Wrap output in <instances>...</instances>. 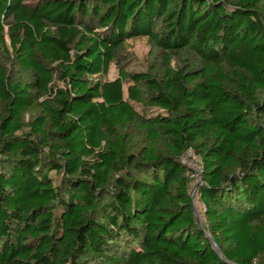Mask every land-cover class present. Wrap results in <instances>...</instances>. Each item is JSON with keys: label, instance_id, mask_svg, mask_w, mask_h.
<instances>
[{"label": "trees", "instance_id": "obj_1", "mask_svg": "<svg viewBox=\"0 0 264 264\" xmlns=\"http://www.w3.org/2000/svg\"><path fill=\"white\" fill-rule=\"evenodd\" d=\"M6 37L0 264H264V0H0Z\"/></svg>", "mask_w": 264, "mask_h": 264}, {"label": "rangeland", "instance_id": "obj_2", "mask_svg": "<svg viewBox=\"0 0 264 264\" xmlns=\"http://www.w3.org/2000/svg\"><path fill=\"white\" fill-rule=\"evenodd\" d=\"M5 43L6 47L4 49L0 47V62L6 64V66H10L9 57L11 56V50L7 37L5 39ZM120 53V64H122L129 72L148 71L152 67L157 66L160 62L157 52L147 43L145 39L142 38L128 41L126 47H124ZM8 55L9 57H7ZM117 73L116 66L112 64L106 77L107 80H112L117 77ZM196 181L197 180H195L191 185L190 194H192L191 196L198 224L201 226L204 225V220L202 218L203 205L199 201L196 190L192 193Z\"/></svg>", "mask_w": 264, "mask_h": 264}, {"label": "built area", "instance_id": "obj_3", "mask_svg": "<svg viewBox=\"0 0 264 264\" xmlns=\"http://www.w3.org/2000/svg\"><path fill=\"white\" fill-rule=\"evenodd\" d=\"M181 161L189 169L190 178L198 180L200 178L201 166L195 154L191 150H188L181 157Z\"/></svg>", "mask_w": 264, "mask_h": 264}, {"label": "water", "instance_id": "obj_4", "mask_svg": "<svg viewBox=\"0 0 264 264\" xmlns=\"http://www.w3.org/2000/svg\"><path fill=\"white\" fill-rule=\"evenodd\" d=\"M199 184H200V178L196 181V184L194 185V188H193V190H192V193H194V191L196 190V188H197V186H198ZM191 195H192V194H190V196H191ZM191 198H192V196H191ZM192 210H193V212H194V214H195V216H196L195 209H194V205H193V200H192ZM196 219H197V216H196ZM197 221H198V219H197ZM207 238L210 239L213 248L216 250V252H218L217 248L215 247V244L213 243V241L211 240V238H210L208 235H207Z\"/></svg>", "mask_w": 264, "mask_h": 264}]
</instances>
